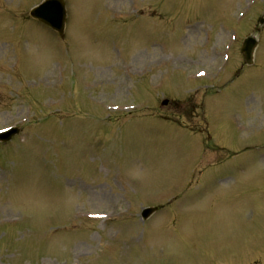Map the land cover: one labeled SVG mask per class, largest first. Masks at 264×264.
<instances>
[{
  "label": "rangeland",
  "instance_id": "obj_1",
  "mask_svg": "<svg viewBox=\"0 0 264 264\" xmlns=\"http://www.w3.org/2000/svg\"><path fill=\"white\" fill-rule=\"evenodd\" d=\"M42 1L0 0V264H264V0Z\"/></svg>",
  "mask_w": 264,
  "mask_h": 264
},
{
  "label": "water",
  "instance_id": "obj_2",
  "mask_svg": "<svg viewBox=\"0 0 264 264\" xmlns=\"http://www.w3.org/2000/svg\"><path fill=\"white\" fill-rule=\"evenodd\" d=\"M45 10L52 11L54 12V14L56 13L55 15L58 16V18H56L55 15L53 14H48L46 16H43L42 14L44 13ZM32 15L35 17H39L42 20L52 24L54 27L58 28V30L61 33H63L64 24L66 20V11L64 9V3L62 0H47L42 6L39 7V9L33 11ZM262 22H264V20H262ZM256 45H257V40L253 36L248 37L244 41L242 47V53L244 54L246 64H251L253 62V56ZM13 134L9 133L4 138V140L5 141L9 140ZM155 210L156 208H151L146 210L144 213V217L145 218L149 217Z\"/></svg>",
  "mask_w": 264,
  "mask_h": 264
}]
</instances>
